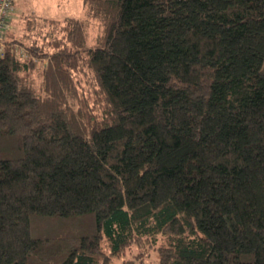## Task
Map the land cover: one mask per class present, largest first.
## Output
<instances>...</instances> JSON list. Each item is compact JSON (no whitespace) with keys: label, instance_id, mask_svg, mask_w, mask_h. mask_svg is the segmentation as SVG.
I'll use <instances>...</instances> for the list:
<instances>
[{"label":"trees","instance_id":"16d2710c","mask_svg":"<svg viewBox=\"0 0 264 264\" xmlns=\"http://www.w3.org/2000/svg\"><path fill=\"white\" fill-rule=\"evenodd\" d=\"M83 3L0 40V264H264V0Z\"/></svg>","mask_w":264,"mask_h":264},{"label":"rangeland","instance_id":"374dc122","mask_svg":"<svg viewBox=\"0 0 264 264\" xmlns=\"http://www.w3.org/2000/svg\"><path fill=\"white\" fill-rule=\"evenodd\" d=\"M31 13H33L38 20L37 27H41L39 31L42 35H45L52 29V25L50 22L44 21V17L47 19H63L72 16L83 18L85 16V8L83 0H16L15 11L11 17L12 22L9 23V27L11 28L14 26L16 31L23 30L22 28L25 27L24 21L26 19L24 16H28ZM90 24H92L91 21ZM93 31L95 30L93 29ZM84 80L83 84L87 83L85 78ZM133 253L135 252L131 254ZM148 256L143 259L141 256L128 254L124 258L115 259L113 264H155L157 255L154 253Z\"/></svg>","mask_w":264,"mask_h":264},{"label":"built area","instance_id":"2783aa9c","mask_svg":"<svg viewBox=\"0 0 264 264\" xmlns=\"http://www.w3.org/2000/svg\"><path fill=\"white\" fill-rule=\"evenodd\" d=\"M16 0H0V40L10 28L9 23L15 11Z\"/></svg>","mask_w":264,"mask_h":264}]
</instances>
